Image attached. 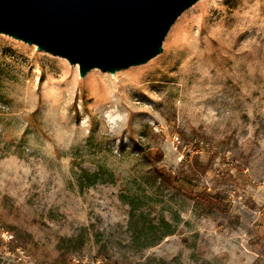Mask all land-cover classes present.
Wrapping results in <instances>:
<instances>
[{"label":"rangeland","instance_id":"374dc122","mask_svg":"<svg viewBox=\"0 0 264 264\" xmlns=\"http://www.w3.org/2000/svg\"><path fill=\"white\" fill-rule=\"evenodd\" d=\"M36 48L0 33V264H264V0L114 73Z\"/></svg>","mask_w":264,"mask_h":264},{"label":"water","instance_id":"95a60500","mask_svg":"<svg viewBox=\"0 0 264 264\" xmlns=\"http://www.w3.org/2000/svg\"><path fill=\"white\" fill-rule=\"evenodd\" d=\"M198 0H0V33L77 64L114 73L162 51L176 19Z\"/></svg>","mask_w":264,"mask_h":264},{"label":"trees","instance_id":"16d2710c","mask_svg":"<svg viewBox=\"0 0 264 264\" xmlns=\"http://www.w3.org/2000/svg\"><path fill=\"white\" fill-rule=\"evenodd\" d=\"M162 157H163V152L160 149H158L155 152V155L153 157H152L151 153L148 155V158H152V160H154V161H159V160L162 159ZM156 174L160 178H165L164 173L161 171V169H156ZM198 196L204 202H206L209 207H211V208H217L218 210H221V206L217 203L216 200H214V197H212L211 195H208V194H199ZM24 242L27 243L28 242V239H26Z\"/></svg>","mask_w":264,"mask_h":264},{"label":"bare ground","instance_id":"6f19581e","mask_svg":"<svg viewBox=\"0 0 264 264\" xmlns=\"http://www.w3.org/2000/svg\"><path fill=\"white\" fill-rule=\"evenodd\" d=\"M95 70H92L91 72H89L90 74L91 73H93ZM135 71H138V72H140L141 70H139V68L138 69H136Z\"/></svg>","mask_w":264,"mask_h":264}]
</instances>
